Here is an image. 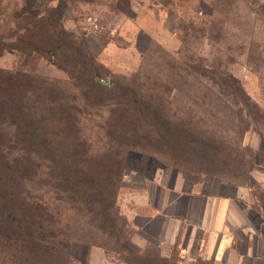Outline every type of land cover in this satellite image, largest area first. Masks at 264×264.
Returning a JSON list of instances; mask_svg holds the SVG:
<instances>
[{
	"label": "rangeland",
	"instance_id": "374dc122",
	"mask_svg": "<svg viewBox=\"0 0 264 264\" xmlns=\"http://www.w3.org/2000/svg\"><path fill=\"white\" fill-rule=\"evenodd\" d=\"M88 17L96 29L88 26ZM54 25L94 57L102 84H136L174 122L219 151L218 156L167 147L131 152L112 226L75 207L74 200L53 195L46 179L36 195L49 209L41 217L43 227L61 242H74V264L85 254L84 242L114 259L132 260L129 241L145 209L129 197L160 171L208 191H220L223 182L254 185L264 211V0H0V69L46 79L83 104L69 75L75 64L66 63L72 51H56V61L28 47L3 48L16 46L20 36L42 47ZM101 113L81 109L86 118ZM98 131L86 125L88 136Z\"/></svg>",
	"mask_w": 264,
	"mask_h": 264
},
{
	"label": "trees",
	"instance_id": "16d2710c",
	"mask_svg": "<svg viewBox=\"0 0 264 264\" xmlns=\"http://www.w3.org/2000/svg\"><path fill=\"white\" fill-rule=\"evenodd\" d=\"M53 29L42 47L20 36L16 46L3 48L28 47L42 56H56V61V51H72L66 63L75 64L69 75L83 104L69 100L46 79L0 69V264L75 263L74 242H61L53 229L43 227L41 217L49 209L36 195L46 179L53 195L74 200L75 207L112 226L131 152L167 147L176 153L219 155L136 84H102L94 57L61 26ZM82 108L102 113L86 118ZM87 124L99 129L93 137L85 132ZM96 145L99 154L92 151Z\"/></svg>",
	"mask_w": 264,
	"mask_h": 264
},
{
	"label": "crops",
	"instance_id": "0c3cea01",
	"mask_svg": "<svg viewBox=\"0 0 264 264\" xmlns=\"http://www.w3.org/2000/svg\"><path fill=\"white\" fill-rule=\"evenodd\" d=\"M130 200L145 209L130 239L132 260L82 244L80 264H264V211L254 185L208 191L160 171Z\"/></svg>",
	"mask_w": 264,
	"mask_h": 264
},
{
	"label": "built area",
	"instance_id": "2783aa9c",
	"mask_svg": "<svg viewBox=\"0 0 264 264\" xmlns=\"http://www.w3.org/2000/svg\"><path fill=\"white\" fill-rule=\"evenodd\" d=\"M87 24L88 26L93 27L95 29L98 27L97 22L92 17L87 18Z\"/></svg>",
	"mask_w": 264,
	"mask_h": 264
}]
</instances>
